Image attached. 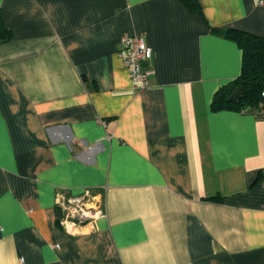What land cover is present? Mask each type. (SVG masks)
Masks as SVG:
<instances>
[{"label": "crops", "instance_id": "obj_1", "mask_svg": "<svg viewBox=\"0 0 264 264\" xmlns=\"http://www.w3.org/2000/svg\"><path fill=\"white\" fill-rule=\"evenodd\" d=\"M0 0V264H264V120L211 108L258 0ZM152 48L136 89L125 35ZM104 190L66 232L57 198Z\"/></svg>", "mask_w": 264, "mask_h": 264}, {"label": "built area", "instance_id": "obj_2", "mask_svg": "<svg viewBox=\"0 0 264 264\" xmlns=\"http://www.w3.org/2000/svg\"><path fill=\"white\" fill-rule=\"evenodd\" d=\"M258 5L264 7V0H258ZM119 56L129 68L134 87L140 90L149 88L154 72L143 70L142 64L152 61L154 52L144 35H125ZM262 96L264 98V92ZM253 113L264 120V106L254 109ZM104 194V190H85L77 196H59L56 202L61 227L68 233H76L83 228L94 230L96 222L107 216Z\"/></svg>", "mask_w": 264, "mask_h": 264}, {"label": "trees", "instance_id": "obj_3", "mask_svg": "<svg viewBox=\"0 0 264 264\" xmlns=\"http://www.w3.org/2000/svg\"><path fill=\"white\" fill-rule=\"evenodd\" d=\"M190 12L201 11L198 0H180ZM225 38L237 43L242 51V71L239 78L220 88L215 94L211 108L214 112L236 110L253 112L264 106V36L239 29H226ZM12 32L5 26L0 14V40L10 39ZM236 88L242 91V101H229ZM60 217V212L58 213Z\"/></svg>", "mask_w": 264, "mask_h": 264}, {"label": "water", "instance_id": "obj_4", "mask_svg": "<svg viewBox=\"0 0 264 264\" xmlns=\"http://www.w3.org/2000/svg\"><path fill=\"white\" fill-rule=\"evenodd\" d=\"M229 101L235 104H239L242 101V91L240 88H236L231 97L229 98Z\"/></svg>", "mask_w": 264, "mask_h": 264}]
</instances>
